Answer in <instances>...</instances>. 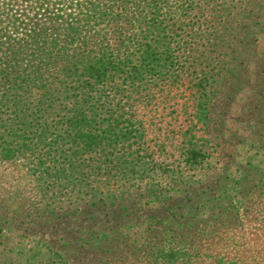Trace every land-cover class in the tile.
<instances>
[{
    "label": "trees",
    "instance_id": "1",
    "mask_svg": "<svg viewBox=\"0 0 264 264\" xmlns=\"http://www.w3.org/2000/svg\"><path fill=\"white\" fill-rule=\"evenodd\" d=\"M261 40L264 0H0V264H189L263 222ZM185 80L165 162L142 111Z\"/></svg>",
    "mask_w": 264,
    "mask_h": 264
},
{
    "label": "rangeland",
    "instance_id": "2",
    "mask_svg": "<svg viewBox=\"0 0 264 264\" xmlns=\"http://www.w3.org/2000/svg\"><path fill=\"white\" fill-rule=\"evenodd\" d=\"M259 49L264 52V40L259 42ZM184 83L185 85L180 86L179 92L169 102L162 101L142 111L148 133L146 142L152 150H156L155 154L158 159L165 162H176L179 156L178 149L182 142V136L179 135V132L176 135L172 134V130L185 128L191 120L192 109L190 106L192 105L193 96L186 87L187 80ZM235 118L236 116H233V119ZM198 135L210 138L209 146H213L214 141L211 139L210 134H203L198 131ZM210 150L212 158L209 162L211 165L206 168V171L202 170L196 175L198 177L203 175L205 183L213 179L219 167L226 160L225 151H222V147L211 148ZM0 172L14 175L16 170L13 171L12 167L2 165L0 166ZM260 205L264 207L263 202ZM226 232L227 238L224 240L201 243V254L189 264H230V262L264 264V221L260 222L253 211L241 210L239 223L228 228ZM207 246L215 249L212 253H219L223 261L217 263L215 259L204 255L205 252H208L205 249Z\"/></svg>",
    "mask_w": 264,
    "mask_h": 264
}]
</instances>
